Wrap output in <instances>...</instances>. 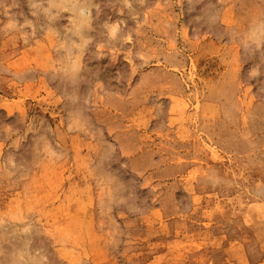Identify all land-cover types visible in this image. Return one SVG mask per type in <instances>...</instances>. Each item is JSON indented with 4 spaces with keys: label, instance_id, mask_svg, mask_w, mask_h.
Segmentation results:
<instances>
[{
    "label": "rangeland",
    "instance_id": "1",
    "mask_svg": "<svg viewBox=\"0 0 264 264\" xmlns=\"http://www.w3.org/2000/svg\"><path fill=\"white\" fill-rule=\"evenodd\" d=\"M0 264H264V0H0Z\"/></svg>",
    "mask_w": 264,
    "mask_h": 264
}]
</instances>
